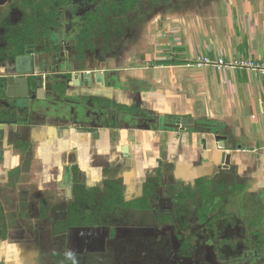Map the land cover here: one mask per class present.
I'll return each instance as SVG.
<instances>
[{
    "label": "crops",
    "instance_id": "crops-1",
    "mask_svg": "<svg viewBox=\"0 0 264 264\" xmlns=\"http://www.w3.org/2000/svg\"><path fill=\"white\" fill-rule=\"evenodd\" d=\"M119 40L107 53L105 46L88 50L78 67L71 64L75 53L70 43H61L47 72L34 49V65L41 73L32 75L37 86L31 94L39 100L37 89L47 91V82L63 83V93L50 94L85 101L88 113L74 119L61 115L59 107L43 109L40 99L31 108L34 123L19 113L0 122V207L15 212L4 210L0 221L15 217L16 224L29 223L32 230L21 239L31 240L27 247L12 249L0 238V261L5 264L13 263L12 254L22 257L20 264L34 258L35 233L49 224L47 210L59 208L62 195L71 198L65 183H71L72 195L75 167L77 177L86 178L90 186L106 176L121 177L126 200L140 196L145 183H154L160 213L177 201V191L191 192L193 210L186 219L200 217L201 203L208 217L223 218L217 210L223 200L228 220H217L215 230L227 227L233 234L235 219H252L247 230L264 232V75L194 65L202 56L263 60L264 0H174ZM0 67V75L13 73ZM83 73L89 82L77 85ZM178 118H191L194 127L176 126ZM204 121L219 129H201ZM223 152L226 166L221 163ZM29 207L38 212L25 214ZM239 220L241 237L245 228ZM49 233L43 230L42 238L49 239Z\"/></svg>",
    "mask_w": 264,
    "mask_h": 264
},
{
    "label": "trees",
    "instance_id": "trees-1",
    "mask_svg": "<svg viewBox=\"0 0 264 264\" xmlns=\"http://www.w3.org/2000/svg\"><path fill=\"white\" fill-rule=\"evenodd\" d=\"M93 1L96 4L94 7L91 6L93 9L83 15L72 16L75 19L72 22L76 27L75 30H67L68 40H70L71 48L75 53L74 57L72 56L73 58L70 59L73 67H78V63L84 61L88 50L92 51L100 46H105L103 53L109 52L110 46L118 44L127 29L144 21L147 15L155 9L170 5L174 0ZM20 2H22L23 9L31 7L29 0H20ZM63 6L74 9L77 4L73 0H37V6L35 5L39 12L37 23L32 24L31 21L24 20L23 30L17 39L14 38V33L8 34L9 40L5 48L7 56L15 57L24 53L26 45L30 43L34 44L39 62L43 59L45 52L49 53V56L53 54L52 52H60L62 42L58 36L64 35V29H59L62 27L59 20L61 17L59 9ZM40 35L46 40L42 45L39 39ZM50 40H55L56 45L48 46ZM48 68V66L45 67L46 72ZM28 86L31 93L36 91L35 76L29 77ZM46 90L47 94L55 90L63 93L64 84L55 83L52 85L47 82ZM22 115L28 120V123H34L35 119L33 121L31 117L32 109H23ZM7 118H10V115L4 118L0 112V120H2L0 122L11 121ZM210 127L219 129L209 121L200 123L201 129ZM75 172L76 167L74 168L71 198L63 199L62 205L56 208L57 213L62 216L59 217L61 219L51 213L49 224L51 223L53 227V234L50 237L54 242L51 243V249L47 248L49 253H46V262L43 259L40 264H111L112 253L105 246L106 240L113 238L119 230L118 228L142 216L148 218L149 223H154L155 219L156 225H169L180 232L187 226L181 216H185L193 210L192 201L189 200L191 192L177 191L175 196L177 201H171L169 212L160 213V208L154 204V183H145L140 196L126 200L125 186L121 177L106 176L102 183L90 186L87 185L86 178L79 180ZM206 208L201 213H204ZM47 211L50 212L49 209ZM201 213L200 216H202ZM40 237L42 236H38V240ZM56 240L59 248L66 246L65 251L53 250ZM41 249H45L42 244L40 251Z\"/></svg>",
    "mask_w": 264,
    "mask_h": 264
},
{
    "label": "flooded vegetation",
    "instance_id": "flooded-vegetation-1",
    "mask_svg": "<svg viewBox=\"0 0 264 264\" xmlns=\"http://www.w3.org/2000/svg\"><path fill=\"white\" fill-rule=\"evenodd\" d=\"M29 1L31 7L23 9L20 0H0V65L4 63L5 59L15 58L7 56L5 51L9 40L7 37L8 34L14 33V38L17 39L23 30L24 20L31 21L32 24H36L38 21V8L34 7L35 5L37 6V0ZM73 1L77 4L74 9L68 6H63L59 9L61 13L59 20L62 23V27L59 29H64V35L58 36V39L62 43H70L67 30L74 31L76 28L72 24L75 20L72 16L83 15L93 9L91 6L94 7L96 5L93 3V0ZM27 45H32L34 51V44L30 43ZM25 52L26 50L22 54H25ZM1 70L3 71L0 67ZM12 72L10 74L16 73L15 67ZM8 75H3V73L0 75V85L6 81ZM27 79L29 80V77ZM48 94L45 91L44 98L43 100L41 99L42 102L39 106L42 105L43 109H58L59 107L61 115H67L74 119L87 115L88 108L83 103L85 101L79 102L75 99L67 98L64 94L56 97L51 95L52 93L50 95ZM34 96L30 90L28 97H19L17 95L8 96L4 89H0V112L4 118L10 115V118H7L9 120L16 119L17 113H19L18 117H22L20 112H23V109H31L40 102V99L38 100ZM74 104H76V108L74 113H71L70 108ZM80 106L84 107L82 112L79 109ZM202 199L206 201L205 198ZM200 207L199 212L201 213L206 208V204L201 203ZM222 208L223 200L220 201L217 210H222ZM217 215L215 218L208 217L207 212L204 211L203 216L200 217L189 215V218L186 219L185 216H181L185 220L184 223H187V226H185L182 232L175 230L173 227H169V225L165 227H163L164 225H156L155 219L153 220L154 223H149L150 220L148 218L146 219L145 216L129 221L125 226L118 228L119 230H117L113 238H108L105 242L106 248L112 253L111 264H264V253L259 257V260L254 258L247 261L242 260L240 258L241 256H234L229 253L233 249H236L239 244L242 246L245 245V240L249 235L251 236L250 240H257V244L263 250L264 237L261 235H264V232L258 239L254 235L258 234V231L251 232V234H245L244 232L239 237L237 232V222L239 219H235V224L231 229L233 234L226 232L227 230L225 229L227 227H224L223 230H215V222L219 219L223 222L221 214ZM198 219L199 221L197 222ZM198 228L200 231H194ZM260 230L263 231L264 227ZM39 234V232L35 233L37 238L40 236ZM52 234L53 231L49 233L50 236ZM50 236L48 240H50L51 245L54 240ZM245 247L243 246V248ZM65 249L66 246L63 248H59V246L56 248L55 246L53 248L54 251H65ZM0 264H5V262L1 260Z\"/></svg>",
    "mask_w": 264,
    "mask_h": 264
},
{
    "label": "rangeland",
    "instance_id": "rangeland-1",
    "mask_svg": "<svg viewBox=\"0 0 264 264\" xmlns=\"http://www.w3.org/2000/svg\"><path fill=\"white\" fill-rule=\"evenodd\" d=\"M189 1H191V0H189ZM48 20H50V19H48ZM39 39L41 40V45L44 43V41H46L43 38L42 35L39 36ZM55 45H56L55 40H50L48 46L53 47ZM48 52H50V51H48ZM52 53L53 54H51V56H49V53H47V52L44 53L43 61H41L39 63L40 66H42V67L43 66L44 67L45 66L46 67L47 66L50 67L51 61L54 62L53 59L56 58V52H52ZM35 54L37 56V51L35 52ZM129 63L134 64L133 60H131V59H130V62ZM1 65H4L5 71H11L12 72V70L14 68V59L13 58L12 59L11 58L10 59L9 58L8 59H5L4 63H2ZM77 178L79 180H82L83 179L81 176H78ZM219 186H220V183H219ZM62 197L63 198H60V201H63L64 195H62ZM59 205H62V203L59 202ZM262 206H264V203H263ZM4 210H7V212H6L7 214H9V213H15V212H13V208H10V210H9V209H5L3 207H0V219H1V215L3 214V211ZM17 210H18V208H17ZM21 210H23V209H21ZM25 210L23 212L25 214H28L29 216H34L33 214L35 212H38V208H35V207H29L28 209H25ZM226 210L227 209H225L224 206H223V208H222L223 218L222 219H223L224 222H226L228 220V219L225 218L226 217ZM51 213L52 214L53 213L56 214L57 215L56 217L58 219H61L59 217H62L60 213H57L56 208H53L52 211H50V214ZM2 218H3V216H2ZM14 219H15V217L12 218V217H9L8 216L7 221L6 220L5 221H0V238L3 240V244L5 246L10 245L11 246L10 248H12V249L14 247L18 246V245L19 246L20 245H23V246L27 247L28 246L27 243L30 242L31 240H29V239L21 240V239H24L25 237L28 238L29 237L28 235H32V230L28 228L29 227V225H28L29 223H27V225H26V223H23L22 225H20V223L16 224V221H14ZM239 221L240 222L242 221L241 225H243L244 228H245V234H251V232H248V230L246 228V223L248 222L249 223L248 225H253V223H251L252 222V219H246V221H247L246 223L243 220H239ZM262 221H264V217H262ZM187 222L189 223V221H187ZM26 226H27V228H26ZM165 226L166 225H164L163 227H165ZM263 227H264V223H263ZM46 228L50 231V233L52 232V228L53 227H52L51 223L48 224V225L45 224L43 226V228L40 229V234H39L40 236L44 235V234H42V231L45 230ZM194 231H197L198 232V231H200V229L198 228V229H195ZM36 232H38V231H36ZM254 235L258 239L261 234L258 233V234H254ZM261 236L264 237V235H261ZM250 239H251V236L249 235V237L245 240V245H243V246H246V247L243 248V246L239 244L236 249H233L232 252H229L230 255L241 256L240 258L242 260H244V261H247L249 259L252 260L254 258H256L257 260H259V257L262 256L263 253H264V249L262 250V248H260L261 246H259L257 244V240H255V239L250 240ZM35 242H36L37 245H36V248L34 250V254H33L34 256H32L34 258L31 260V262L28 261V263L30 262L29 264H40L43 259L46 262V257H45V256H47L46 253H49V250H47V248H50L51 247V245H49V240L47 238L45 239V237H43V238L40 237V240H35ZM41 244L45 248L44 250L41 249L42 252L39 250ZM55 246H56V248L58 247V242H56V245ZM3 249H4V247H3ZM45 250H46V252H45ZM59 250H61V249H59ZM228 251H229V249H228ZM30 252H31V250H30ZM41 253H44V254H41ZM244 256H246V257H244ZM21 258L22 257H20V256H14V254H12L11 255V261H13V263L10 262V264H20L19 261H20ZM23 264H25V263H23Z\"/></svg>",
    "mask_w": 264,
    "mask_h": 264
},
{
    "label": "water",
    "instance_id": "water-1",
    "mask_svg": "<svg viewBox=\"0 0 264 264\" xmlns=\"http://www.w3.org/2000/svg\"><path fill=\"white\" fill-rule=\"evenodd\" d=\"M25 50H26L25 54L17 55L14 58V67H15L16 73L8 75L6 78V81L0 85V89H4L8 96L17 95L19 97H28L29 96V86H28L27 77L41 73L39 71L40 70L39 67H35V65H34L35 60H34V58H32L33 46L32 45H26ZM41 61H43V59ZM88 78H89L88 74L83 73L80 76V78L76 81L77 85H80L81 82H83L84 84L86 82L88 83L89 82ZM37 93L39 94V98L43 99L44 94H45L44 87L37 89ZM76 104H74L71 107L72 113H74V110L76 108L75 107ZM82 109H83V107H82ZM175 123H176L175 124L176 126H182L185 128L194 127V123H193V120L191 118H178V119H176ZM209 130H212V129L209 128ZM215 140L220 147H224V141L222 140L221 137L216 136ZM202 143L205 144V140H203ZM203 146L205 148L206 144ZM123 153L125 154V156H128L127 155L128 154L127 147L123 148ZM221 163L224 164L225 166L229 164V160L227 159L224 152L221 155ZM65 187H66L67 196L70 197L71 196V183L66 182Z\"/></svg>",
    "mask_w": 264,
    "mask_h": 264
},
{
    "label": "built area",
    "instance_id": "built-area-1",
    "mask_svg": "<svg viewBox=\"0 0 264 264\" xmlns=\"http://www.w3.org/2000/svg\"><path fill=\"white\" fill-rule=\"evenodd\" d=\"M196 66L211 65L217 69L229 68V69H246L254 71L259 75H264V59L260 61H254L251 59H231L224 60L222 58L211 59L207 56L196 57L194 61Z\"/></svg>",
    "mask_w": 264,
    "mask_h": 264
},
{
    "label": "clouds",
    "instance_id": "clouds-1",
    "mask_svg": "<svg viewBox=\"0 0 264 264\" xmlns=\"http://www.w3.org/2000/svg\"><path fill=\"white\" fill-rule=\"evenodd\" d=\"M69 255H71V254L69 253Z\"/></svg>",
    "mask_w": 264,
    "mask_h": 264
}]
</instances>
